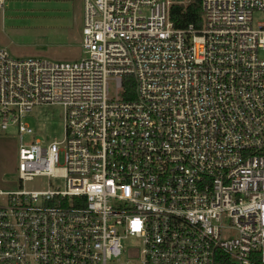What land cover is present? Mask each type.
Instances as JSON below:
<instances>
[{
	"label": "built area",
	"instance_id": "built-area-1",
	"mask_svg": "<svg viewBox=\"0 0 264 264\" xmlns=\"http://www.w3.org/2000/svg\"><path fill=\"white\" fill-rule=\"evenodd\" d=\"M200 5L176 28L170 0H82L74 61L0 45V131L20 136L0 264H264V0ZM49 105L63 139L23 144ZM38 177L64 187L24 190Z\"/></svg>",
	"mask_w": 264,
	"mask_h": 264
},
{
	"label": "rangeland",
	"instance_id": "rangeland-1",
	"mask_svg": "<svg viewBox=\"0 0 264 264\" xmlns=\"http://www.w3.org/2000/svg\"><path fill=\"white\" fill-rule=\"evenodd\" d=\"M255 15L254 22L263 21ZM82 0H4L0 9V45L15 58H45L52 61H74L83 57L81 51ZM109 96L114 97L109 83ZM21 123L31 135H22L23 144L34 140L47 143L64 137V109L59 105L34 107L23 113ZM20 136L17 128L0 131V190H14L16 155ZM64 187L62 180L49 181L45 177L24 183L26 191H46L48 187ZM127 251L140 248V242L127 238L122 242Z\"/></svg>",
	"mask_w": 264,
	"mask_h": 264
},
{
	"label": "trees",
	"instance_id": "trees-1",
	"mask_svg": "<svg viewBox=\"0 0 264 264\" xmlns=\"http://www.w3.org/2000/svg\"><path fill=\"white\" fill-rule=\"evenodd\" d=\"M201 0H170L169 19L176 28L188 25L200 27L202 22Z\"/></svg>",
	"mask_w": 264,
	"mask_h": 264
},
{
	"label": "crops",
	"instance_id": "crops-1",
	"mask_svg": "<svg viewBox=\"0 0 264 264\" xmlns=\"http://www.w3.org/2000/svg\"><path fill=\"white\" fill-rule=\"evenodd\" d=\"M3 2H4V0H3Z\"/></svg>",
	"mask_w": 264,
	"mask_h": 264
}]
</instances>
